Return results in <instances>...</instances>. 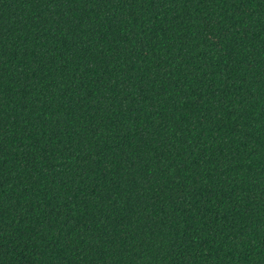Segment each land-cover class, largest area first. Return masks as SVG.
I'll list each match as a JSON object with an SVG mask.
<instances>
[{
    "label": "trees",
    "instance_id": "1",
    "mask_svg": "<svg viewBox=\"0 0 264 264\" xmlns=\"http://www.w3.org/2000/svg\"><path fill=\"white\" fill-rule=\"evenodd\" d=\"M0 264H264V0H0Z\"/></svg>",
    "mask_w": 264,
    "mask_h": 264
}]
</instances>
